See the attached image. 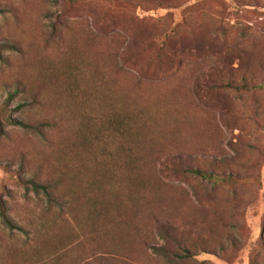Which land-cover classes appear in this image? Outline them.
Instances as JSON below:
<instances>
[{
    "label": "rangeland",
    "instance_id": "374dc122",
    "mask_svg": "<svg viewBox=\"0 0 264 264\" xmlns=\"http://www.w3.org/2000/svg\"><path fill=\"white\" fill-rule=\"evenodd\" d=\"M1 211L0 264H264V0H0Z\"/></svg>",
    "mask_w": 264,
    "mask_h": 264
},
{
    "label": "trees",
    "instance_id": "16d2710c",
    "mask_svg": "<svg viewBox=\"0 0 264 264\" xmlns=\"http://www.w3.org/2000/svg\"><path fill=\"white\" fill-rule=\"evenodd\" d=\"M226 88H233V89L240 88V89H244V90L249 89V87H247L246 85L236 86V85H232V84H226ZM22 105H23L22 103L21 104H18L15 108H19ZM7 122H8L9 125H17V126L22 127V128L33 129V130H35L37 132H39L38 131V127L44 125V123H40L38 126L30 125L28 123H24L23 121L14 118V117H8L7 118ZM126 133H127L126 130L123 128V135L126 136ZM186 172H188L190 174H193V175H196V176H199L202 179L209 178L212 175L211 173H205L204 171H201V170H198V169H191V168H187ZM28 184L30 185L31 188H33L35 190H40L46 197L49 196V193L46 190V187L45 186L35 184L32 181H28ZM0 220L7 227H9V228H16V227H14L11 224V222L9 221V219L2 213V211L0 212ZM184 254L187 255L188 252L185 251Z\"/></svg>",
    "mask_w": 264,
    "mask_h": 264
}]
</instances>
